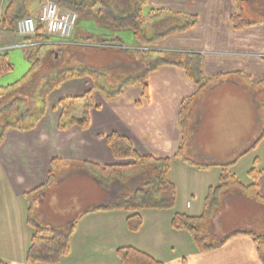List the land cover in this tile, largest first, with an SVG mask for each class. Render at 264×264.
<instances>
[{"label": "crops", "instance_id": "1", "mask_svg": "<svg viewBox=\"0 0 264 264\" xmlns=\"http://www.w3.org/2000/svg\"><path fill=\"white\" fill-rule=\"evenodd\" d=\"M46 1L23 0L21 17H37ZM54 1L62 9L78 14L73 43L58 45V38L50 37V41L48 38L42 44V51L37 48L39 56H36V51H31L36 46L24 51L8 50L13 70L0 77L3 101L33 82L36 67L49 54L57 57L58 51L66 52L67 58H72L82 49L98 52V49H103L100 47L102 44H110L112 53L127 52L141 46L132 29L120 27L131 22L138 13L146 17L144 31L148 39L182 25L188 15L196 16L194 28L158 41L156 46L165 52L175 53L173 57L176 61L183 60L187 51L201 52L203 73L208 82L198 93V85L187 77L182 68L163 63L148 76L147 97H144L140 85L124 87L126 81L139 74L131 73L118 82L121 83L118 88H123L118 97L108 98L102 90H94L95 107L89 113L90 125L86 130L79 126L60 130L58 102L64 96H80L92 89L91 77L73 78L52 92L48 100L50 96L57 99L52 106L54 113L48 112L47 101L45 104L36 101L35 108L39 106L40 112L46 109L39 121H36L37 113H24L21 120L26 124L22 129L9 128L3 136L0 132V250L9 249L7 257L11 262L23 256L26 264V244L31 242L34 234L33 225H38L45 236L71 230L70 252L59 264H120L117 249L125 246L143 250L165 264H263L249 235L233 236L223 246L202 253L197 250L188 231L173 228L172 217L185 207L180 203V197L188 193L195 197L204 179L208 183L215 179L220 183L222 168L219 165L231 164L229 173L235 176L240 164L251 167L256 159L261 161L258 169L264 168L263 151L261 156L255 153L263 150L264 141L250 150L262 131L261 101L264 98V20L252 18V15L264 13V0ZM8 2L0 0L1 12L5 11ZM251 5L253 10L249 14L248 7ZM156 9H163L164 12L153 16L151 13ZM234 14L254 24L236 30L231 22ZM165 23L168 24L167 29L161 27ZM30 39L37 41L34 37ZM23 40L14 30L0 29V44ZM34 58L38 60L35 64ZM83 62L86 65L82 57L80 63ZM144 63L147 72L148 63ZM83 68L101 71L93 63ZM106 84L102 76L103 88ZM224 86L232 88L233 93L222 99L214 97L212 101L207 98L208 94ZM189 97L192 99L187 117L188 131L183 140L179 116L182 103ZM113 132L127 137L141 155L173 159L169 178L176 187V207L173 210H140L143 225L136 232L127 227L126 221L131 213L119 206L129 199L124 186L120 189L116 187L120 179L105 183L92 167L95 164L105 166L126 162L114 157L102 137ZM189 161L210 166L201 169ZM77 169L87 182L96 186L98 192L92 195L97 200L90 202L80 214L71 213L70 205L64 209L68 213L63 215L69 218L63 223L49 220L45 226L46 219L36 215L45 201L43 198L38 200L37 196L53 183L55 177H61L65 172L71 174L69 171ZM248 178L247 185L252 182L249 175ZM210 185L213 187V184ZM236 185L249 194L244 187ZM258 185L260 198L252 197L264 206V176L259 178ZM26 215L28 228L25 226ZM19 247L23 251H10Z\"/></svg>", "mask_w": 264, "mask_h": 264}, {"label": "trees", "instance_id": "2", "mask_svg": "<svg viewBox=\"0 0 264 264\" xmlns=\"http://www.w3.org/2000/svg\"><path fill=\"white\" fill-rule=\"evenodd\" d=\"M23 0H9L8 5L4 12L0 10V28L14 30L17 20L21 17L20 5ZM153 16L161 15L164 10L156 9L152 11ZM26 16V15H23ZM150 16V15H149ZM151 17V16H150ZM185 22L180 26H175L172 29L166 31L164 34L148 39L145 36L144 28L146 26V17L142 16L141 13L128 23L120 25L123 28H130L134 33V37L137 41L139 48V56L147 61L148 71L137 74L135 77L125 82L124 87H130L133 85H140L143 89V96L147 97V79L148 76L156 68L163 63H172L182 68L187 77L194 81L198 85V93L206 86L208 79H205L203 73V59L202 54L199 52H186L185 57L181 61L174 59V54L168 52L171 56L161 57L159 55L153 56V53H160L161 49L154 48V50L146 49L149 46H144L146 42L151 43L150 47H155L158 41H161L174 34L188 31L194 28L197 24L196 16L188 15L185 18ZM233 28L236 30L244 29L254 23L247 21L239 14H234L231 17ZM37 41L45 42L50 37L45 33L42 25H39L36 33L32 36ZM27 39V38H26ZM43 45L38 46L41 48ZM13 67L9 61L7 51L0 52V77L12 72ZM101 73H98L90 68H76L69 70H60L56 74L47 78L46 81L37 87L36 92H29L28 96L22 98L21 96L15 97L5 107L0 109V132L1 136L9 128H20L19 125L22 121L21 117L24 113L35 114L36 112V101L34 97H38L39 102L45 104L48 96L57 90L63 83L73 78H79L83 76L91 77L93 81V88L87 90L80 96H64L58 104L60 108V116L58 121V128L60 130H67L73 126H79L81 129H88L90 125V111L95 107L93 92L95 89L102 90L108 98L118 97L123 93V88H118L115 91H109L101 85ZM6 90V88H5ZM37 95V96H35ZM192 97L187 98L181 106L180 110V126L183 133V140H185L188 131V111ZM46 109H42L41 112L37 113V120L39 121L45 115ZM261 113H262V131L257 141L252 145L251 149L260 142L264 141V98L261 101ZM32 126V125H31ZM34 126V125H33ZM112 150L114 157L120 161H126L116 165H92L96 173L100 176L103 182L110 183L115 179H122L132 177L147 172L151 173V176L147 179V188H139V191L129 195V199L124 203L120 204V208L130 212L131 214L127 218V227L130 231L136 232L143 225V219L140 214V210L145 208H156V209H171L176 207V187L175 184L169 178V170L172 166L173 159L171 158H154L152 156H144L137 152L131 141L117 133L113 132L108 135H103ZM180 148V152H181ZM179 153V152H178ZM258 159L255 160L254 166L248 171V174L252 180L249 185H241V183L229 173L230 165H219L222 168V174L220 176V183L217 186L210 187L209 193L206 198L205 210L200 217H191L180 212H175L172 217V226L177 230H186L191 235L194 243L196 244L199 252H206L215 250L223 246L226 241L239 234H245L252 237L258 256L264 264V232L254 231H235L227 235L222 241L215 243H207L206 236L199 232L197 222L200 220L207 219L214 206L217 203L219 192L227 185L230 179L235 184H239L244 187L251 195L260 198L258 180L261 176H264V168L259 170L257 168ZM190 164L199 166L201 169H207L210 165H198L192 161ZM56 162H53V168H55ZM53 172V171H52ZM53 173L50 174L49 180L51 181ZM151 178V179H150ZM132 179V180H133ZM128 187L123 190L125 193L130 188H138L135 182L130 183ZM131 191V190H130ZM137 197V199L135 198ZM134 199V200H132ZM34 226V234L31 239V244L27 249L25 260L26 264H59L61 259L67 256L70 252V232L71 230L63 232H55L51 236H45L41 228L38 225ZM44 235V236H43ZM117 255L120 260V264H165L164 262L156 259L149 253L137 249L133 246H125L117 249ZM0 264H7L0 259Z\"/></svg>", "mask_w": 264, "mask_h": 264}, {"label": "rangeland", "instance_id": "3", "mask_svg": "<svg viewBox=\"0 0 264 264\" xmlns=\"http://www.w3.org/2000/svg\"><path fill=\"white\" fill-rule=\"evenodd\" d=\"M251 4L250 2H248ZM249 8V14H252L253 7L252 5L248 7ZM261 15L263 17L261 18ZM249 16V15H248ZM251 18V17H250ZM252 18L262 19L264 20V13H255V15H252ZM171 24L172 23H169ZM167 23L162 24L161 27H164L167 29L168 26ZM1 29V28H0ZM17 43V42H16ZM144 46H149L146 49L154 50V48L161 49L158 45L155 47H150L151 43H144ZM157 44V43H156ZM6 46L8 44H0V47ZM38 46L36 48H33L31 51H36V56H39ZM24 51L25 49L16 48ZM98 52L89 50V49H82L79 53L76 55H73L72 58L69 56L67 58L66 52H57V57L51 56L50 54L48 56H45L38 67H36V74L34 75L33 82H30L29 84L25 85L22 90H20L18 93L15 92V96H8L3 101V96L0 93V109L2 107H5V103L8 105V103L15 99L17 96H21L22 98H25L28 96L29 92H35L37 90V85L43 84L47 78H50L52 75L56 74L60 70L65 69H72V68H83L86 67V65L89 67L91 63L96 64L100 67L101 71H96L98 73H101V80L102 76H104L105 81H107L106 89L109 91H115L118 89V86L121 84L118 82H121V80L127 78L130 76L131 73H142L144 72L145 68V60H143L139 54L138 50L136 48H133V50L126 51H118L116 53H112L111 50H113V47L109 46L107 48L98 49ZM162 50V49H161ZM30 51V50H28ZM42 51V48H41ZM133 53V54H131ZM159 55L161 57L171 56L168 52L161 51L160 53L156 52L153 53L152 57H155V55ZM86 60V65H84V62L81 64V59ZM36 58V57H35ZM34 58V64L38 61ZM142 61H141V60ZM69 60V61H68ZM80 61V62H77ZM112 61L113 66L111 67L110 64ZM116 63H119L116 66ZM108 66V69H105V67ZM142 68L144 70H142ZM142 70V72H141ZM21 75L20 77H22ZM116 84H118L116 86ZM56 91V90H55ZM233 93V89L230 87H218L215 91L211 92V94H208L207 98L212 101V98L216 97L217 99H222L223 96L229 95ZM53 99V100H52ZM56 97L53 96V98H47V108L48 112L54 113L52 106L54 105V102L56 103ZM39 101L38 97H34V102ZM42 109V108H41ZM217 109V107H216ZM215 109V110H216ZM219 111V109H218ZM36 112H40L39 106L36 108ZM26 123L24 121H21L19 123L20 126L25 125ZM262 144V143H261ZM264 146V145H263ZM263 150H259V152H255L258 156H261ZM258 166L261 164V161L257 162ZM254 166V165H253ZM253 166H246V164H240L239 167L236 169L237 175L234 177L241 183L247 185L249 182L248 178V171ZM250 167V168H249ZM249 168V169H248ZM258 168V167H257ZM57 171V168L55 169ZM55 172V171H54ZM72 172V173H71ZM73 172H76V174H73ZM71 174H66V172L61 175V177H55L53 183H51L42 193H40L37 197L38 200L43 198L45 203L37 209L36 215L37 216H43L45 220V223H43L45 226H47V222L49 220H55L58 222H64V219L69 218L67 215L64 217V214H67L68 211H65L64 209L68 206H72L71 213L74 214H80V212L84 211L85 208L88 206V204L92 201L97 200L96 196L92 195V193H97L98 191L95 185L87 182L86 179H84L83 175H81V171L72 170L69 171ZM86 175H89L86 173ZM151 176L150 172L139 174L138 176H135V179L132 180L134 176L128 178L125 181L116 180V187L117 189L128 187L131 185L130 183L135 182L136 186L138 188H130V190H127L126 193L128 195H132L135 193L134 196H136V192L139 191V188H147L146 185L147 179ZM83 177V178H82ZM250 177V176H249ZM61 178V179H60ZM124 179V178H122ZM209 181H206L204 179V182L200 184L201 188L199 189V192L195 193V197H192L190 193L183 194L180 197V203L184 205L185 207H182V209H179V212L191 217H200L203 215L205 210V203H206V196L209 193L210 184H213L212 186H217L219 184L218 181L213 180L212 183H208ZM132 186V185H131ZM95 190V192H94ZM103 192V191H102ZM101 192V195L103 197V193ZM253 195L250 193L248 194L244 190L240 189L232 179L229 180L227 185L219 192L217 203L213 208V211L211 215L204 220H200L197 222V227L199 229V232L206 236L207 243H215L222 241L227 235L235 232V231H242V230H248V231H254L262 233L264 230L262 229L264 227V206L262 205V202H257L256 200H253ZM74 199V202H72V199ZM137 199V197H135ZM53 200L55 203H53ZM134 200V199H132ZM55 205V206H53ZM39 206V205H37ZM27 215H26V224L28 228V221H27ZM47 221V222H46ZM44 236V235H43ZM31 242L27 241V249L29 248ZM22 246V243H21ZM9 249L3 248L0 250V256H2L3 261L7 264H24L23 262V256L19 257L18 261L11 262V260L7 257L9 255ZM16 251L19 253L20 251H23V248H15L10 249V251ZM10 261H9V260ZM26 263V260H25Z\"/></svg>", "mask_w": 264, "mask_h": 264}, {"label": "built area", "instance_id": "4", "mask_svg": "<svg viewBox=\"0 0 264 264\" xmlns=\"http://www.w3.org/2000/svg\"><path fill=\"white\" fill-rule=\"evenodd\" d=\"M77 23L78 14L75 11L62 9L57 2L48 0L41 6L37 17L24 16L19 18L14 29L20 37L29 38L36 33L39 25H42L49 37L58 38L56 39L58 45H67L73 43L72 39ZM43 43L45 42L24 39L23 41L0 47V52L16 48L28 49L33 46H40ZM100 46L109 47L110 45L102 44Z\"/></svg>", "mask_w": 264, "mask_h": 264}]
</instances>
